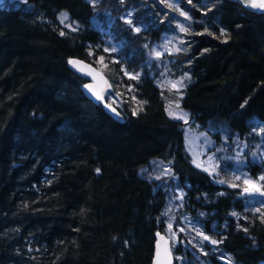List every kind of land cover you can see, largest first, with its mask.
Listing matches in <instances>:
<instances>
[{
	"label": "trees",
	"instance_id": "16d2710c",
	"mask_svg": "<svg viewBox=\"0 0 264 264\" xmlns=\"http://www.w3.org/2000/svg\"><path fill=\"white\" fill-rule=\"evenodd\" d=\"M107 1L116 10L118 0ZM179 2L193 18L180 98L191 128L220 121L239 137L255 121L264 129V14L231 0ZM96 11L90 0L0 3V264H151L166 224L165 190L140 173L154 160L170 165L186 191L184 209L203 214V230L235 264H264L261 213L246 211L233 190L218 194L192 164L184 124L167 114L141 53L126 59L138 78L106 73L113 94L132 87L117 107L122 122L84 94L86 80L68 63L95 65L92 54H101ZM60 12L76 31L60 34ZM159 24L137 45L157 40Z\"/></svg>",
	"mask_w": 264,
	"mask_h": 264
},
{
	"label": "rangeland",
	"instance_id": "374dc122",
	"mask_svg": "<svg viewBox=\"0 0 264 264\" xmlns=\"http://www.w3.org/2000/svg\"><path fill=\"white\" fill-rule=\"evenodd\" d=\"M23 1L25 0H0V3L13 4ZM90 1L95 4L97 10L96 17L92 19V24L94 28L99 30L103 41L101 50H99L101 54H92L95 57L93 60L95 66L105 75L106 73H112V67L118 69L120 77L122 76L124 81L129 79V75L125 74L126 72L130 75L139 76L140 72L136 73L128 68L126 59L128 61V57L133 53L137 54L136 51L141 53L145 58L144 65L147 66L150 74L155 79L156 85L162 92L167 114L169 115L171 110L176 113H184L187 116V123L182 119H174L184 124V144L192 164L197 167L199 163L201 167L197 168L202 171L205 167H208L210 171L213 167L215 168L211 175L207 171L204 172L210 175L213 182L221 188L218 194L225 193V189L233 190V196L239 200L246 211L257 212V208H260L261 211L264 210V203H262L264 202V196L254 190L251 195L242 191L247 186L244 184L246 179L256 183L257 187L264 185V181L259 180L261 176H264L262 125L255 121L250 134L242 137L231 132L220 121L212 122L204 130L198 129V127L191 128L189 113L180 106L183 89L189 80L186 70L188 65L186 54L189 51L190 33L193 34L190 29L194 30L192 26L193 18L187 9L185 10L180 6L179 0H163V2L162 0H130L129 3L126 0H123V2L118 0L116 10H111L112 5L107 0ZM169 4L172 7H169ZM181 12L185 15H181ZM62 13L65 12L58 14L61 29L63 32H74L61 24ZM129 13H131L133 24L141 28L140 32L147 30L150 25L157 27L158 23L165 27L164 31L158 32L160 35L157 40H145L137 45L136 42L142 39L139 38L140 32H135L124 22ZM185 16L189 18L185 19ZM65 23L72 24L76 29L78 28V24L73 22L69 16ZM177 25L184 26L187 31L181 32ZM126 27L129 28L130 40L125 38ZM158 30H161V28L159 27ZM165 45H167V50L164 47ZM113 46L116 47V51H111ZM105 48H108L109 51L106 52ZM177 48L180 51H176ZM128 49L130 50L128 51ZM156 52H160L161 56L157 57ZM100 57H104L102 63L99 61ZM131 65L133 64L131 63ZM181 79L184 87L180 88L179 91L169 84V81L175 82ZM131 89L132 87L128 86L127 93L122 94V92H119L120 94H118L115 91L114 94H107L106 97L109 102L122 108L125 97L132 94ZM177 102L179 103V109L175 107ZM209 157L212 159L209 160ZM253 164L258 167L255 173L249 168ZM165 169H169L171 175H163ZM140 173L155 181L156 186L166 192L164 210L166 224L163 233L170 241L175 264H185L189 260H195L197 264H213L211 260L207 261L206 256L208 254L214 255L216 261L220 264H235L230 255L220 248L219 243L213 245L210 241H204L201 236L197 235V231H199L209 236L210 240L218 241L210 233L203 230L200 223L202 213L198 212V215L193 217L184 209L186 191L185 188L178 185L177 178L172 173L169 164L154 160L148 166L143 167ZM157 176L161 178L156 179ZM237 176L240 179H236ZM221 180L224 183H220ZM233 184L237 187H232ZM169 224L172 225L171 229H169ZM173 232L176 233L175 237L172 235Z\"/></svg>",
	"mask_w": 264,
	"mask_h": 264
},
{
	"label": "snow or ice",
	"instance_id": "6c2138e0",
	"mask_svg": "<svg viewBox=\"0 0 264 264\" xmlns=\"http://www.w3.org/2000/svg\"><path fill=\"white\" fill-rule=\"evenodd\" d=\"M122 2H123V0H122ZM162 2H163V0H162ZM247 2L249 4V6H251L253 8H259V9L264 10V0H259V2H257V0H247ZM168 6L169 7H172L171 4H169ZM181 15H185V14L183 12H181ZM188 18L189 17L185 16V19H188ZM67 20H68L67 13H62L61 14V21H60L61 24H64V26L66 28L70 29L71 31L77 30L76 28H74L72 26V24H66L65 21H67ZM124 22L127 23L135 32H137V33L140 32L141 28L133 24V21L131 19V13L128 14V16L125 18V21ZM177 27H179V29H180L181 32H186L187 31V28H185L182 25H177ZM60 34L62 36L65 35V33L63 31ZM221 34L222 35H225V33L223 32V30H221ZM181 43H183V41H181ZM164 47L167 50V45H165ZM175 50L176 51H180L179 48H177ZM105 51L107 52V51H109V49L108 48H105ZM111 51H116V47L113 46L112 49H111ZM89 54L91 55L92 53H89ZM169 54H171V52H169ZM156 56L157 57L161 56V53L160 52H156ZM103 60H104V57H100L99 58V61L101 63L103 62ZM69 64H71L73 67H76L78 71H82L85 75L91 76L93 78V80L96 79V75L94 74V71L95 70L92 69V68H90L88 65H83L80 61L71 60V59L69 60ZM125 74L126 75H129V78H131V79L138 78L137 76L130 75L127 72ZM185 78H187V77H185ZM169 84L171 85L172 88H175L177 91H179L180 88H183L184 87V84H183V80L182 79L181 80H177L175 82L169 81ZM84 87L89 92H91L95 96V98L97 100H100V101H103L104 100V97L94 89V87H93L92 84H85ZM105 106L106 107H109V105H107V104ZM175 107H176V109H179V103L178 102L176 103ZM111 110L113 112L116 111L114 108L111 109ZM116 114L119 115V113H116ZM134 114H135V111H134ZM169 115L171 117H173V118L182 119V120H184L185 123H187V116L184 113H176V112H173V111L170 110L169 111ZM261 131L264 132V129H261ZM211 159L212 158L209 157V160H211ZM197 167H201V165L198 163L197 164ZM203 170L209 172V174L211 175L212 174V171H214L215 168L213 167L212 168V171H210L208 167H205ZM97 172H99V169H97ZM163 175H171V171L169 169H165L164 172H163ZM160 178H161L160 176H157L156 177V179H160ZM236 179H240V177L237 176ZM259 180L260 181H264V176H261L259 178ZM219 182L220 183H224L223 180H221ZM244 184L247 185L246 187H244L242 189V191L244 193L251 195L252 194V191L254 190L256 192H259L260 195L264 196V185H261L260 187H257V184L256 183H253V182H251L250 180H247V179L244 180ZM231 186L232 187H237V185H235V184H233ZM221 195H223V193H221ZM262 203H264V202H262ZM256 211L257 212H260L262 219H264V212H262L260 208H257ZM232 215L235 216V215H237V213L233 212ZM171 228H172V225L169 224V229H171ZM244 230L247 231L246 228ZM181 231H183V229H181ZM157 235H159V233ZM172 235H173V237H175L176 236V233L173 232ZM197 235L198 236H201L204 241H210V243L213 244V245H216V244L219 243L218 241H216L214 239L210 240V237L207 236V235H205V234H203L202 232L197 231ZM161 239L163 240V237H161ZM159 249H160V245L158 243L157 244V254H156L157 255L156 264H172L170 251L168 249H165V258L164 259H161V253H160V250ZM177 259H179V258H177Z\"/></svg>",
	"mask_w": 264,
	"mask_h": 264
},
{
	"label": "water",
	"instance_id": "95a60500",
	"mask_svg": "<svg viewBox=\"0 0 264 264\" xmlns=\"http://www.w3.org/2000/svg\"><path fill=\"white\" fill-rule=\"evenodd\" d=\"M237 4H239L243 9L247 10V11H250V12H254V13H262L264 14V10L262 9H259V8H253L251 6H249L247 0H231ZM257 2H259V0H257ZM71 60H77V61H80L83 65H88L90 68L94 69V74L96 75V79L93 80V78L89 75H85L82 71H78L76 67H73L71 64H69V68L77 75L83 77L86 81L84 83L85 84H92L94 89L100 93L103 97H104V100L103 101H100V100H97L95 98V96L89 92L83 85V92L84 94L89 98L91 99L95 104H101L104 108V110L110 114L115 120L117 121H120L122 122L123 121V116L122 114L120 113L119 109L109 103L107 101V98H106V94L107 93H111L113 91V87L108 79V77L102 73L95 65L87 62V61H84L82 59H79V58H71ZM109 105V107H106L105 105ZM115 109L116 111L113 112L111 109ZM116 113H119V115H117ZM159 233V235H157ZM161 237H163V240L161 239ZM159 243L160 245V253H161V259H164L165 258V249H168L171 253V260H172V264H175V259H174V256L172 254V250H171V246H170V241L169 239L167 238V236L163 233V232H157L156 233V236H155V245H154V251H153V256H152V260H151V264H156V260H157V244Z\"/></svg>",
	"mask_w": 264,
	"mask_h": 264
},
{
	"label": "flooded vegetation",
	"instance_id": "af4514ba",
	"mask_svg": "<svg viewBox=\"0 0 264 264\" xmlns=\"http://www.w3.org/2000/svg\"><path fill=\"white\" fill-rule=\"evenodd\" d=\"M260 14H262V13H260Z\"/></svg>",
	"mask_w": 264,
	"mask_h": 264
}]
</instances>
